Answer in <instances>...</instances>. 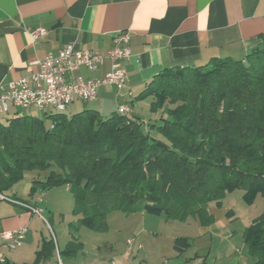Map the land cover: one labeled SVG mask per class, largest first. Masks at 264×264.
<instances>
[{
	"label": "trees",
	"instance_id": "trees-1",
	"mask_svg": "<svg viewBox=\"0 0 264 264\" xmlns=\"http://www.w3.org/2000/svg\"><path fill=\"white\" fill-rule=\"evenodd\" d=\"M134 100H147L152 114L84 108L45 110L48 124L20 114L0 121V195L16 201L24 174L45 172L30 190L67 185L79 221L94 230L138 201L150 214L201 225L212 223L208 204L221 207L226 190L242 189L247 203L259 193L264 204V38L239 59L164 68ZM242 237L252 264H264V210ZM173 243L184 251L191 240Z\"/></svg>",
	"mask_w": 264,
	"mask_h": 264
},
{
	"label": "crops",
	"instance_id": "crops-1",
	"mask_svg": "<svg viewBox=\"0 0 264 264\" xmlns=\"http://www.w3.org/2000/svg\"><path fill=\"white\" fill-rule=\"evenodd\" d=\"M38 27L46 34L34 40L31 31ZM120 31L128 32L130 48L129 57L121 62L125 73L122 94H117L115 86L100 85L95 99L88 101V108L102 116L117 112L121 104L141 115L134 107L143 108L148 101L134 98L164 68L201 65L211 58L227 56L239 59L260 46L264 38V0H0V86L35 73L36 61L57 54L68 43L105 54ZM108 70L109 60L104 58L98 69L80 67L68 77L98 79ZM84 108V101L74 99L63 111L69 110L71 115ZM43 177L35 172L31 175L32 179ZM41 202L40 197L33 196L31 201L0 200V234L25 228L21 245L14 249L5 248L0 237V252L9 264H102L106 258L115 264H212L207 262L209 252L207 258L199 251L189 254L194 237L171 230L164 235L149 234L144 226L121 241L103 242L109 249L107 255L100 253L98 239L93 241L97 236L88 235L86 242L80 235L66 234L59 245L56 236L45 230ZM31 208L39 209L42 217ZM208 211L213 216L209 225L195 219L194 232L199 236L225 228L232 219L226 217L225 209L215 215L208 204ZM242 233L240 243H244ZM178 236L191 240L184 251L174 248ZM130 238L134 240L132 246L127 244ZM88 242L90 257L89 252L87 257L85 254ZM252 263L248 253L238 255L236 264Z\"/></svg>",
	"mask_w": 264,
	"mask_h": 264
},
{
	"label": "rangeland",
	"instance_id": "rangeland-1",
	"mask_svg": "<svg viewBox=\"0 0 264 264\" xmlns=\"http://www.w3.org/2000/svg\"><path fill=\"white\" fill-rule=\"evenodd\" d=\"M90 102H85V107H90ZM134 109L141 113L143 117L150 116L152 113L149 110V103H143V108L135 106ZM15 110V112H14ZM51 112L49 108H46V113ZM53 112V111H52ZM15 114L20 115H33L43 117L45 124H48V118L44 111H41L35 107L29 109L16 108L13 109L8 116H1L0 121L7 124V118ZM64 114L70 115L69 110H65ZM130 114V113H129ZM153 135L154 133L151 132ZM158 135V134H157ZM159 136V135H158ZM34 172H27L23 176V179L16 185L15 196L23 201H31V197H40V207L43 212V218L46 220L44 224L47 233L55 235L56 240L60 245V238L68 234V236H82V241H86L89 236L97 238L101 247L100 253L107 255L109 252L108 247L103 246V242L108 239L122 240L131 235H136V228L144 226L147 233H158V235H164L167 231H173L179 235H190L194 237L192 249L189 251H199V255L208 258L207 262L212 264H236L238 255H247V247L245 243H240V234L246 226H248L253 219L258 217L264 210L263 199L258 193L252 203H247L243 198L244 191L236 188L233 190H226L221 202V207H217L215 202H210L209 207L217 215L220 209H231L233 217L231 221H228L225 228L219 227L218 230H214L212 233H206L204 236H199L197 232H194L197 227L196 220L193 217L187 218L186 221L168 220L165 213L160 215H153L145 211L144 202L138 201L134 205V209L125 213L121 209H115L108 212L106 216V226L103 229L92 231L87 228L86 225L81 224L79 219L82 217L74 212V196L72 191L65 184H58L50 189L41 190L37 188L36 194L30 190V183L32 181L31 175ZM36 176H44L45 172H41ZM219 217V216H217ZM224 218V216H220ZM134 233V234H133ZM70 234V235H69ZM232 234V238L230 235ZM75 238V237H74ZM71 237L72 242L76 240ZM87 242V241H86ZM240 243V244H238ZM85 254L89 252L91 255V244L88 242L86 245ZM79 256V255H78ZM214 262V263H213ZM198 264V263H196ZM200 264V263H199Z\"/></svg>",
	"mask_w": 264,
	"mask_h": 264
},
{
	"label": "built area",
	"instance_id": "built-area-1",
	"mask_svg": "<svg viewBox=\"0 0 264 264\" xmlns=\"http://www.w3.org/2000/svg\"><path fill=\"white\" fill-rule=\"evenodd\" d=\"M45 34L46 30L41 27L31 31L34 40ZM128 36V32L116 33L113 38L114 46L105 54L98 50L76 47L68 43L61 47L57 54L48 55L36 61L38 70L35 73L0 86V115H10L11 111L16 108L35 107L41 111H45L46 108L63 111L74 99L84 102L94 100L100 85L115 86L117 94L121 95L125 82L121 62L130 55ZM104 58L109 60V70L101 78L85 80L82 76L68 77V74L80 67L90 71L98 69ZM118 112L129 113L130 110L127 105L121 104ZM0 198L4 196L0 195ZM31 209L41 216L39 209ZM24 233L25 228L1 232L3 246L7 249H14L21 245ZM133 241V238H130L127 242L128 246H132ZM0 264H9L2 252H0ZM102 264L115 263L113 259L106 258Z\"/></svg>",
	"mask_w": 264,
	"mask_h": 264
},
{
	"label": "water",
	"instance_id": "water-1",
	"mask_svg": "<svg viewBox=\"0 0 264 264\" xmlns=\"http://www.w3.org/2000/svg\"><path fill=\"white\" fill-rule=\"evenodd\" d=\"M159 145V143H157Z\"/></svg>",
	"mask_w": 264,
	"mask_h": 264
}]
</instances>
